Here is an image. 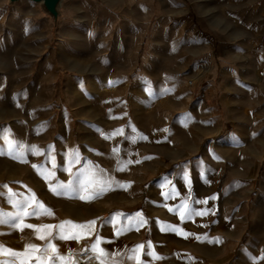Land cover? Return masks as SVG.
I'll return each mask as SVG.
<instances>
[{
	"label": "rangeland",
	"instance_id": "obj_1",
	"mask_svg": "<svg viewBox=\"0 0 264 264\" xmlns=\"http://www.w3.org/2000/svg\"><path fill=\"white\" fill-rule=\"evenodd\" d=\"M40 1L0 0V260L264 264V0Z\"/></svg>",
	"mask_w": 264,
	"mask_h": 264
},
{
	"label": "snow or ice",
	"instance_id": "obj_2",
	"mask_svg": "<svg viewBox=\"0 0 264 264\" xmlns=\"http://www.w3.org/2000/svg\"><path fill=\"white\" fill-rule=\"evenodd\" d=\"M88 183L81 182L80 185V190L86 191L88 188ZM61 187H64L61 185ZM70 187V186H69ZM81 199H84L83 196L80 197ZM25 207L22 209L21 212L17 213L15 217H11L10 219H4L0 218V224H10L11 227L18 228L19 224L17 221L23 220L24 217L29 216V215H36V209H33L31 212L28 211V206L29 202H24ZM38 207L43 208V205H39ZM47 212V210H45ZM48 215H51L50 212H47ZM202 214V213H201ZM95 222H89L88 225H75L71 221H65L62 224L56 226L59 229V238L60 239H79L78 235H71V234H64V229L66 225H71L72 228H80V229H85V228H90L92 224ZM28 228H32V225H26ZM46 228L51 229L52 226H45ZM51 235V232L48 233ZM41 240L45 239V236H40L39 237ZM27 249H31L32 252H37L40 255L37 257V260L39 264H46V261H52V264H56V261H60V264H71V258L64 257L62 255H56L57 249L56 246L48 243L43 249L37 248L35 245H27ZM0 251H4L2 248H0ZM10 253V257L8 260H0V264H27V261L23 258L24 254L21 252H16L12 250H8ZM51 251L52 255H49V252ZM93 253L96 254L97 259H101V264H103V257L105 255L104 250L99 248V241H97L96 244L93 245L92 247Z\"/></svg>",
	"mask_w": 264,
	"mask_h": 264
},
{
	"label": "water",
	"instance_id": "obj_3",
	"mask_svg": "<svg viewBox=\"0 0 264 264\" xmlns=\"http://www.w3.org/2000/svg\"><path fill=\"white\" fill-rule=\"evenodd\" d=\"M40 1V0H37ZM45 4L47 5V7L49 8V10L55 14V4H56V0H44Z\"/></svg>",
	"mask_w": 264,
	"mask_h": 264
},
{
	"label": "crops",
	"instance_id": "obj_4",
	"mask_svg": "<svg viewBox=\"0 0 264 264\" xmlns=\"http://www.w3.org/2000/svg\"><path fill=\"white\" fill-rule=\"evenodd\" d=\"M151 238L153 239V240H155L156 238H157V236H155L154 234H152L151 235ZM117 251H119V249L117 250ZM140 250H137V251H135L133 254H131V257H133L132 259L133 260H131V263L130 264H137L136 263V260H135V258L134 257H136L138 254H140ZM105 253H108V252H105Z\"/></svg>",
	"mask_w": 264,
	"mask_h": 264
},
{
	"label": "bare ground",
	"instance_id": "obj_5",
	"mask_svg": "<svg viewBox=\"0 0 264 264\" xmlns=\"http://www.w3.org/2000/svg\"><path fill=\"white\" fill-rule=\"evenodd\" d=\"M39 3H42L41 1H39ZM57 4H55V18H57V16H58V12H57ZM80 261H82V260H80ZM91 264V263H90Z\"/></svg>",
	"mask_w": 264,
	"mask_h": 264
}]
</instances>
